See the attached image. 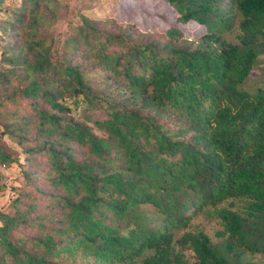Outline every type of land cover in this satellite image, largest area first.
I'll list each match as a JSON object with an SVG mask.
<instances>
[{
  "label": "trees",
  "instance_id": "trees-1",
  "mask_svg": "<svg viewBox=\"0 0 264 264\" xmlns=\"http://www.w3.org/2000/svg\"><path fill=\"white\" fill-rule=\"evenodd\" d=\"M45 1L0 25V192L20 168L0 264H264V76L245 85L264 71V0H162L178 25L158 35L82 16L62 55ZM198 214L217 241L176 237Z\"/></svg>",
  "mask_w": 264,
  "mask_h": 264
},
{
  "label": "rangeland",
  "instance_id": "rangeland-1",
  "mask_svg": "<svg viewBox=\"0 0 264 264\" xmlns=\"http://www.w3.org/2000/svg\"><path fill=\"white\" fill-rule=\"evenodd\" d=\"M19 1L0 0V25L8 18L9 12L19 4ZM45 5L53 16L50 21L39 18V21H41V36L54 39V47L59 48V55H62L61 47L64 39L73 33L75 26L81 22L82 16L97 22L100 27L111 30H116L120 26H125L126 22L133 21L143 30L157 31L155 32L157 35L167 25H178L173 8L162 0H46ZM182 27L186 34L192 37L197 36L201 30L194 24ZM237 33L235 23L232 30L224 32L223 36L229 41H235ZM10 42H12L10 38H7L0 28V57L7 53L5 47ZM263 76L264 71L255 68L251 71L245 85L255 87L261 83ZM8 142L12 147L17 148L15 143ZM23 157L24 155L21 153L22 162ZM23 164L25 167V163ZM19 169L15 165L9 168H1L5 175L6 188L0 192V209H7L8 204L15 195L12 187L20 184ZM218 229H220V224L216 219H207L198 214L191 219L187 228L176 231V237L185 230H202L213 241H217L215 231ZM186 253L189 257H192L189 250ZM249 259L257 263H264L263 254H252ZM77 263L82 264L84 260L78 258Z\"/></svg>",
  "mask_w": 264,
  "mask_h": 264
}]
</instances>
